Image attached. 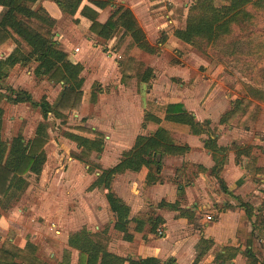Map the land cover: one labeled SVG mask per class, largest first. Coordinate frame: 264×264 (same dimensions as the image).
<instances>
[{
  "label": "crops",
  "instance_id": "1",
  "mask_svg": "<svg viewBox=\"0 0 264 264\" xmlns=\"http://www.w3.org/2000/svg\"><path fill=\"white\" fill-rule=\"evenodd\" d=\"M92 1L94 0H81L77 10L71 16L64 15L57 5L50 0H39L35 8L41 6L55 20V26L52 29L54 40L59 42L60 47L62 46L61 49L67 54V60L72 57V65L80 64L82 66L80 77L84 80L82 86L84 94L89 78L84 79L83 72L91 65L97 69L95 73L98 76H93L92 73L86 74L92 78L96 77L94 81L105 83L110 77L118 74L119 84L126 86L134 82L142 89L156 74V71L153 70L152 66H148L130 53L131 57L143 64V71L150 68L152 75L147 82H139L135 78L123 81L120 70L121 61L116 62L118 69L111 68L109 63L106 64L101 61L102 51L115 52L118 55L120 54L119 58L121 57L123 48L117 51L115 46L116 38L120 32L115 36V39L113 37L107 42L100 40L90 31L91 21L81 15L82 8L89 7L96 12V21L100 24L105 23L111 13L118 7L130 10L144 32L148 43L156 47L158 52L159 47L163 46L165 42L161 43L159 39L155 41L153 37L148 38V36H154L162 32H169L173 35L174 30L181 29V27L173 29L172 25L179 24L181 22L179 18L186 19L189 5L186 0L184 3V0H111V3L104 8H98ZM167 1L173 5V8L163 12L162 9H166L164 7H166L165 3ZM180 2L185 7L182 15H178L175 10V8L181 6ZM63 18L64 20H62ZM7 44H10V48L7 53L0 55V60L7 57L15 47L12 41H8L1 47ZM133 49L137 48L134 47ZM20 67L22 66L15 65L9 71L8 77L1 83V86L17 89L19 85H24L26 87H19V90L28 92L31 98L37 101L39 85L35 87L34 84V86L28 87L27 82H25L27 78L23 74H18V77L12 75L15 69ZM33 70L30 79L41 81L42 86L44 80L35 78ZM159 71L155 75L157 80L162 77ZM173 72L180 77L185 74L183 69L173 70ZM34 82L32 81V83ZM96 85L98 88L94 89L95 102L90 101L93 89L90 90L91 86L89 87V101L92 104H96L98 98L99 100L104 98L107 92L103 89L102 84L101 86L100 84ZM53 86L54 84L49 85L47 88L53 90ZM57 88L58 91L54 99L57 98L61 86L57 85ZM215 91V89H212L207 92L202 103V94L197 92H189L188 98H179L175 101H167V93L157 92L158 96L162 97L161 99L166 100L163 106L181 103L184 109L195 117L196 121L200 123L208 122L206 133L193 135L187 126L165 121L161 112H155L162 120L159 124L145 122L144 116L148 110L145 104L150 100H143L144 107L141 116L138 117V122L141 129L152 126V130L147 133L135 134V127L127 123V125L121 126L122 128L117 127L112 132L111 135L116 137L119 132L123 131L122 129L127 131L131 127L132 131L127 133L129 135L133 133V136H131L127 148L121 150L119 148L122 145L121 143L111 147L110 156L112 154H115V156L113 155L109 159L110 163L107 162L108 157H105L102 152L103 155L101 154L97 161L102 169L114 167L124 153L131 149L137 136L150 135L158 128L167 130L176 146L188 147V151L183 155H165L162 158L161 170L157 175L158 179L153 183L147 182L149 171L145 167L138 172L126 171L113 176L110 190L129 208L128 220L130 221L127 229L132 236L131 240L123 239V233L114 228L116 215L110 210L106 201L105 194L107 191L97 188L87 190L90 186V180L88 179V183H84V181H86V178H90L86 173L88 165L83 164L86 169L83 171L81 162L69 156L67 177L61 188L54 180L56 179L55 171L56 173L59 172L55 170V166L49 171V174L44 171L43 166L41 175L38 177L39 180H37V186L40 187L37 192L35 190L33 192L34 187L29 185L22 197L23 204H19L15 209L9 211L7 216L3 215L2 212L8 209L4 205H0V250L5 249V239L10 229L13 227L18 229L22 226L20 219H23V215L29 216L31 223L35 216L51 219L54 216L53 212L61 203L58 210L61 211L65 220L63 222L61 216L58 225L62 227L63 232L59 231L53 222L50 223L49 229L57 235L63 234L64 242H66L64 247L75 255L71 264H77L78 252L68 246V238L71 235L70 233L73 234L82 228L87 229L92 234H101L106 237L108 239L107 252L127 260L124 264H128V260L143 261L146 259H156L161 263L172 261L173 264H264V103L256 99V94L254 97L247 93L242 96L238 94L237 97L231 100L245 98L259 106L255 121L250 125L239 124L237 119L220 123L221 117L231 111L233 105H231V100L229 102L225 96H218ZM46 99L49 102L48 98ZM24 105L31 106L29 103L12 105L4 100L2 103L3 116L5 117L8 111L11 110L14 113L19 112ZM77 116L80 118L79 126L103 134L97 128L99 123H96L95 118L87 119L84 122L82 112ZM72 132L95 139L93 136L75 130H72ZM179 132L181 135L178 136L177 133ZM209 139L214 141L217 148L225 149V152L219 154L209 149L205 145ZM47 146L48 144L44 147L46 153L45 164L48 162ZM75 163H77V166ZM97 175L98 173L95 172L96 177ZM33 179L34 177L31 176L28 180L32 181ZM75 181L78 184L80 181L82 183L78 185L76 195H74L75 187L73 186ZM81 186L83 189H81ZM179 188L181 189L180 193ZM54 191H58V193L54 194ZM70 199L74 204H72V208L68 207ZM88 199L90 201H87ZM94 199H96V202H94ZM76 200L78 202H75ZM177 201L178 204L174 208L166 206L175 204ZM161 203L166 205L160 206ZM245 209L250 212L249 216L246 214ZM75 217L77 218V224L81 222V225L77 227L76 223L68 222L70 219L76 220L73 219ZM157 218L162 222L157 226L155 233L150 232L151 225ZM30 225L35 226V224ZM91 226L95 230L94 232H92ZM138 226L141 227L140 231L136 230ZM70 227L76 228L70 230ZM8 241H11V239H8ZM203 241L209 245V248L201 253V243ZM7 250L12 251L11 249Z\"/></svg>",
  "mask_w": 264,
  "mask_h": 264
},
{
  "label": "trees",
  "instance_id": "2",
  "mask_svg": "<svg viewBox=\"0 0 264 264\" xmlns=\"http://www.w3.org/2000/svg\"><path fill=\"white\" fill-rule=\"evenodd\" d=\"M38 1L0 0V46L8 41H12L15 45L12 52L0 60V120L4 114L2 107L4 100L12 105L29 103L32 108L39 109L43 119L36 126L33 137L27 142L21 135L12 138L9 146L5 141H0V205L17 200L29 186L28 179L31 176L37 179L41 175L46 162L44 147L48 143V132L45 121L48 115L64 123L71 113L79 112L84 96L82 90L84 80L80 77L82 66L67 62V54L61 49L59 42L54 40L52 29L55 26V20L41 6L35 8ZM50 1H53L66 16L74 14L81 2V0ZM221 1L223 4L218 7L215 6L214 0H195L187 8L184 27L174 30L173 36L202 50L203 46L214 45L221 38L229 35L231 24L247 21L250 17L246 11L248 5L258 3V1L263 2V0ZM92 3L98 8H104L111 3V0H94ZM182 12L183 10L179 11L180 15ZM81 15L91 21L90 31L102 41L107 42L113 37L115 39L120 32L115 43L117 51H120L128 41L126 46L128 49L135 47L151 55L157 52V48L148 43L144 32L128 9L116 8L103 24L96 21L97 14L89 7H83ZM129 52L124 51L123 53L121 79L125 81L135 78L139 82H147L152 75V70L147 68L143 71V64L131 57ZM31 63L36 64L33 70L35 78L61 86L52 104L45 97L34 101L24 90L1 86L15 65L25 67ZM249 90L253 97L256 94V99L264 103L263 92L252 88ZM95 95V91H91V102H95ZM158 110L163 113L165 121L185 125L193 135H200L207 131L208 122L196 121L181 103L167 104ZM258 111L259 106L255 102L245 98L237 99L233 102V109L221 117L220 123L237 119L239 124L250 125L255 121ZM155 112L149 108L144 121L159 124L162 120ZM73 130L95 138H88L70 131L63 132V137L74 142L79 150L78 154L72 158L88 165V172L98 173L87 190L97 188L107 191L106 201L110 210L116 215L114 228L123 233V239L131 240L132 236L127 229L130 221L128 220L129 208L111 192L110 184L113 176L126 171L138 172L145 167L149 171L147 182L153 183L158 179L162 158L165 155H183L188 151V147L176 146L169 132L158 128L150 135L137 136L131 149L124 153L114 167L102 169L99 164L91 163V158L93 155L99 158L102 154L103 143L100 138L103 135L81 126H75ZM205 145L213 152L219 154L225 152V149L217 148L212 139L207 140ZM180 190L179 188V193ZM177 204L178 201L168 205L161 203L160 206L166 205L174 208ZM245 212L248 216L250 215L248 209H245ZM161 222L162 220L157 218L151 225L150 232L155 233ZM140 229L141 227L138 226L136 230L140 231ZM107 243L106 237L101 234H92L85 228L71 234L68 238V246L78 252L77 264H124L127 260L107 252ZM201 245V253H204L209 245L204 241ZM0 264L21 263L16 261V256L12 251L1 249ZM128 264H173V262L161 263L156 259H146L143 261L128 260Z\"/></svg>",
  "mask_w": 264,
  "mask_h": 264
},
{
  "label": "rangeland",
  "instance_id": "3",
  "mask_svg": "<svg viewBox=\"0 0 264 264\" xmlns=\"http://www.w3.org/2000/svg\"><path fill=\"white\" fill-rule=\"evenodd\" d=\"M184 2L185 0L183 3ZM186 2L188 5H191L194 1L186 0ZM183 3L180 2L179 4L181 6L175 8L178 15L180 14L179 11L181 12V10L185 8L182 5ZM165 4L166 7L164 8L166 9H162L163 12L173 8V5H171L169 1ZM214 4L219 7L223 2L221 0H214ZM246 8L247 13L250 14L247 21L238 24H231V33L229 35L221 38L220 41L214 45L203 46L202 50L180 42L169 32H166L168 34L162 32L154 36H148V38L153 37L155 41L159 39V41L165 42L163 46L159 47V51L154 55H148L138 49L131 48V50L126 48L128 41L123 46V51H121V60L119 58L120 54L118 55L115 52L109 53L108 51L101 50L102 56H100L102 63H109L111 68L118 69L116 62L118 60H123L124 51L125 53L130 51L129 54L132 53L135 58L142 60L148 66H152L153 70L156 71V74L158 73V70H160L159 74L162 76L157 80L155 74L141 89L140 86L136 85L134 82L129 83L126 86L119 84V75L115 73V76L110 77L105 83L94 81V78L96 77L92 78L87 75L92 73L93 76H98V74L95 73V70L97 69L92 67V65L83 72L84 79H89L85 86L86 91L79 113H83L84 116L82 117V120L84 122H86L87 119L95 118L96 123H99L97 128L104 134H102L103 136L100 139L104 144L103 154L105 157H108L107 162H109V159L112 158L113 155L115 156V154L110 156L112 152L111 147H114L117 143H121L122 145L119 146V148L123 150L127 148L131 136H133V133L130 135L127 133L128 131H132L131 127L127 131L122 129L124 132H119V135L116 137L114 135L112 136V132H114L117 127L122 128L121 126L129 123L135 127V134L147 133L149 130H152V126H149L146 129H141L139 126L138 117L141 116L144 107L143 100H150L145 104L147 109L150 108L156 112H160L158 109L163 106V103H165L166 100L175 101L179 98L186 99V97L188 98L189 92L201 93V103L205 100V94L212 89L216 90L215 93H217L218 96H225L229 102L232 98L237 97L238 94L240 96L246 95V93L250 95V88L258 92H264V0L261 3L258 1V3L256 2L255 4L248 5ZM67 19L68 17L66 20ZM62 20H64V18ZM179 20L181 21L179 24L172 25L173 29L175 27H184L185 20L181 18H179ZM9 48L10 44L4 45L3 47L0 46V50H2L0 55L7 53ZM72 60V57H70L67 62L72 64ZM35 66V63H31L25 67L16 68L12 75L18 77V74H23L24 77L27 78L25 82H27L26 85L28 87L31 85L34 86V84L36 85L35 87L39 85L36 97L37 101L42 97H45L48 98L49 103L52 104L58 91L57 85H54L53 90H50L47 87L52 85L51 83H47V81L44 80V84L41 86V81L30 79V77H32V70ZM181 69H183L185 73L181 77L173 72V70ZM28 73H30V75H28ZM15 80L17 81V79ZM32 81L35 82L32 83ZM95 83L100 84V86L102 84L104 86L103 89L107 90V92L104 98H101L100 100L98 98L97 103L92 104L89 101V97L90 90L98 88ZM19 87L24 88L26 86L19 85L17 89H19ZM139 90L142 91L138 92ZM157 92L167 93L168 99H161L162 97L158 96ZM234 101L235 100H231V105H233ZM156 102L161 103L162 105L157 104ZM24 106H22L23 108L19 112L14 113V111L11 110L10 112L8 111V114H6L5 117L3 116L1 118L0 141H5L8 144L12 138L21 135L25 142H27L33 137L36 126L42 122L43 119L38 108H32L29 105ZM79 113H72L64 123L55 120L51 115H48V118L45 121L48 132V162L44 165V171L49 174V171L55 166V170H58L59 172L56 173L55 171V178L57 180H54L59 184L60 188L63 182L66 181V172L68 171L70 162L68 157L76 156L79 151L74 142L63 137V132H72L75 126H79L80 118L77 116ZM177 134L178 136L181 135L180 132ZM91 160V163L98 164L97 161L99 158H96V156L93 155ZM80 164H82V170L85 171L86 169L83 166L84 163ZM75 165L77 166V163H75ZM87 171L86 173L90 178H86L84 183H88L90 180L91 184L96 178L95 171ZM45 174L44 176H46ZM37 180L39 179L34 178L32 181H29V185L34 187L33 192L34 190L37 192V189H40V187L37 186ZM76 181H78V179H76ZM76 181L73 185L75 187L74 195L77 194L76 190L78 189V185L82 184L81 181L79 184ZM81 189H83V187ZM56 193H58V191H54V194ZM23 194L17 200H11L4 205L8 210H3V215H9V211L15 209L19 204H23ZM87 201H90V199ZM75 202L78 201L76 200ZM94 202H96V199H94ZM72 204L73 202L70 199V201H68V207L72 208ZM59 205H61V203H59ZM59 205L53 212L54 216H52L51 219L46 218V220L41 216H35L31 223V218L27 215H23V219H20L22 226L18 229L15 227L10 229L9 234L5 239L6 246L4 248L12 250L18 263H73L75 255L64 247L66 242H64L63 234L57 235L49 229L50 223L53 222L56 224L55 227L63 232L61 229L62 227L58 225L61 216L63 222L65 220L61 211L58 210ZM73 219L76 220L70 219L68 222L76 223V227L81 225V222L77 224L76 217ZM30 224H35V226H31ZM76 227H70L69 229H75ZM94 231L95 230L92 227V232ZM8 239H11V241H8Z\"/></svg>",
  "mask_w": 264,
  "mask_h": 264
}]
</instances>
